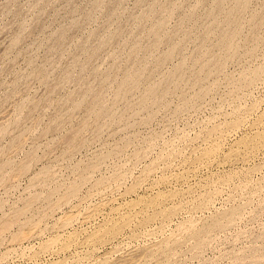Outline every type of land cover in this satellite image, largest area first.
Segmentation results:
<instances>
[{
	"label": "rangeland",
	"instance_id": "374dc122",
	"mask_svg": "<svg viewBox=\"0 0 264 264\" xmlns=\"http://www.w3.org/2000/svg\"><path fill=\"white\" fill-rule=\"evenodd\" d=\"M96 1L0 0V264H264V0Z\"/></svg>",
	"mask_w": 264,
	"mask_h": 264
},
{
	"label": "bare ground",
	"instance_id": "6f19581e",
	"mask_svg": "<svg viewBox=\"0 0 264 264\" xmlns=\"http://www.w3.org/2000/svg\"><path fill=\"white\" fill-rule=\"evenodd\" d=\"M93 1H94V0H93ZM97 1H98V0H97ZM97 1H96V2H97ZM99 1H101V0H99ZM110 1H111V0H110ZM110 1H109V2H110ZM112 1H113V0H112ZM120 1H121V0H119L118 2L120 3ZM122 1H123V0H122ZM144 1H147V0H144ZM220 1H221V0H220ZM227 1H228V0H227ZM245 1H247V0H245ZM109 2H108V3H109ZM113 2H114V1H113ZM101 3H102V5H103V1H102ZM138 3H140V2H138ZM141 3H142V1H141ZM218 3H219V2H218ZM218 3H215V6H216V4H218ZM239 3H240V1H239ZM247 3H249V1H248ZM98 4H99V3H98ZM114 4H115V2H114ZM164 4H165V3H164ZM220 4H221V3H220ZM228 4H229V6L231 5L230 2H229ZM232 4H233V3H232ZM235 4H238V3L236 2ZM241 4H242V3H241ZM263 4H264V3H263ZM96 5H97V3H96ZM100 5H101V4H100ZM107 5H108V4H107ZM110 5H111V4H110ZM112 5H113V4H112ZM154 5H155V4H154ZM154 5H153V6H154ZM156 5H157V4H156ZM159 5H163V4L160 3ZM159 5H158V6H159ZM167 5H168V4H167ZM224 5H225V4H224ZM224 5H223V6H224ZM244 5H245V3H244ZM97 6H98V5H97ZM117 6H119V5H117ZM117 6H116V7H117ZM165 6H166V4H165ZM172 6H173V5H172ZM217 6H218V5H217ZM217 6H216V7H217ZM223 6H222V7H223ZM232 6H233V5H232ZM234 6L237 7L236 5H234ZM91 7H92V6H91ZM100 7H101V6H100ZM109 7H110V6H109ZM116 7H115V9H116ZM156 7H157V6H156ZM156 7H155V8H156ZM159 7H160V6H159ZM161 7H162V6H161ZM166 7H167V6H166ZM166 7H165V8H166ZM169 7H170V5H169ZM169 7H168V8H169ZM173 7H174V6H173ZM218 7H219V6H218ZM218 7H217V8H218ZM239 7H240V6H239ZM104 8H106V7H104ZM113 8H114V7H113ZM151 8L153 9L154 7H151ZM157 8H158V7H157ZM180 8H182V6H180ZM193 8H194V7H193ZM193 8H192V9H193ZM230 8H231V7H230ZM230 8H229V9H230ZM233 8H234V7H233ZM242 8H244V7H242ZM101 9H102V7H101ZM152 9H151L150 14H152ZM159 9H161V8H159ZM159 9H158V10H159ZM192 9H190V10H192ZM194 9H195V8H194ZM194 9H193V10H194ZM211 9H212V8H211ZM221 9H222V8H221ZM221 9H220V10H221ZM223 9H224V8H223ZM239 9H240V8H239ZM108 10H109V9H108ZM116 10H117V9H116ZM153 10H154V12H155V9H153ZM165 10H167V9H165ZM165 10H164V11H165ZM170 10H171V9H170ZM170 10H169V11H170ZM183 10H184V9H183ZM190 10H189V12H190ZM193 10H192V11H193ZM213 10H215V12H217V10H216L215 8H213ZM213 10H212V11H213ZM231 10H232V9H231ZM244 10H245V9H244ZM91 11H92V10H91ZM93 11H94V10H93ZM156 11H157V10H156ZM164 11H163V12H164ZM208 11H210V10H208ZM208 11H207V12H208ZM222 11H223V10H221V12H222ZM234 11H235V10H234ZM158 12H159V11H157L155 14L157 15ZM163 12H162V13H163ZM185 12H186V11H185ZM189 12H187V14H186V15H188V17H189ZM194 12H195V10H194ZM224 12H225V10H224ZM224 12H222V13H224ZM240 12H242V11H240ZM240 12H239V13H240ZM89 13H90V12H89ZM108 13H109V12H108ZM111 13H113V12H111ZM148 13H149V12H148ZM160 13H161V12H160ZM160 13H159V16L162 15V14H160ZM165 13H166V11L164 12V14H165ZM170 13H172V12H169V14H170ZM173 13H174V12H173ZM181 13L183 14V12H181ZM234 13H235V12H234ZM106 14H107V13H106ZM109 14H110V13H109ZM109 14H107V15H109ZM114 14H115V11H114ZM150 14H146V15L149 16ZM155 14H154V15H155ZM167 14H168V12H167ZM182 14H181V15H182ZM195 14H196V13H195ZM205 14H206V13H205ZM216 14H217V13H216ZM225 14H226V12H225ZM240 14H241V13H240ZM111 15H112V14H111ZM111 15H110V17H111ZM146 15L141 16V18H140L139 16H138V17H139L140 20L142 21V17L146 18V17H145ZM152 15H153V14H152ZM154 15H153V16H154ZM170 15H171V14H170ZM170 15H169V16H170ZM190 15H191V13H190ZM192 15H194V13H192ZM206 15H207V14H206ZM233 15H234V14H233ZM236 15H237V17H238V14H237V13H236ZM89 16H90V14H89ZM112 16H113V15H112ZM165 16H166V15H165ZM182 16H183V17H182L181 21L184 20V16H185V15H182ZM194 16H197V15H194ZM208 16H209V13H208ZM210 16H213V15L211 14ZM217 16H218V14H217ZM217 16H216V18H217ZM255 16H257V15H255ZM260 16L262 17V15H260ZM86 17H88V15H86ZM154 17H155V16H154ZM154 17H153V18H154ZM157 17H158V16H157ZM161 17H162V18H161ZM161 17H160V18H161V20H162V19H163V16H161ZM186 17H187V16H185V19H186ZM190 17H191V16H190ZM197 17H198V16H197ZM204 17H206V16H204ZM224 17H227V16L224 15ZM261 17H260V19H261ZM88 18H89V17H88ZM135 18H136V17H135ZM139 18H138V19H139ZM144 18H143V19H144ZM150 18H151V16H150ZM180 18H181V16H180ZM180 18H179V19H180ZM207 18H208V17H207ZM214 18H215V16H214ZM214 18H213V20H214ZM219 18H220V16H219ZM219 18H217V19H219ZM232 18H233V17H232ZM254 18H255V17H254ZM254 18H253V19H254ZM114 19H115V18H114ZM136 19H137V18H136ZM191 19H193V18H191ZM196 19H198V18H196ZM196 19H195V20H196ZM203 19H205V18H203ZM211 19H212V17H211ZM223 19H224V18H223ZM229 19H230V18H229ZM237 19H238V18H237ZM255 19H256V18H255ZM255 19H254V21H256ZM158 20L161 22L160 19H158ZM158 20H156V22H157ZM186 20L188 21V18H187ZM189 20H190V19H189ZM193 20H194V19H193ZM213 20H212V21H213ZM219 20H220V19H219ZM232 20H233V19H232ZM232 20H230V21H232ZM258 20H259V19H258ZM72 21H73V20H72ZM133 21H134V20H133ZM135 21H136V23L141 22V21L137 22L138 20H135ZM135 21H134V22H135ZM159 21L157 22L158 24L160 23ZM202 21H203V20H202ZM210 21H211V20H210ZM217 21H218V20H217ZM217 21H216V22H217ZM222 21H223V20H222ZM235 21H236V20H235ZM238 21H239V20H238ZM262 21H263V19H262ZM74 22H75V20H74ZM134 22H133V23H134ZM143 22H146V19L143 20ZM156 22H154V23L157 24ZM162 22H163V21H162ZM190 22H191V20H190ZM218 22H219V24H220V27H219L218 23H217V25H218L219 28H221V27H222V25H221V23H220L221 21H218ZM232 22H233V21H232ZM252 22H253V21H252ZM260 22H261V20H259V23H260ZM22 23H24V22H22ZM76 23H78V22H75L74 24L72 23L73 26H74ZM136 23H135V24H136ZM165 23H166V21H165ZM178 23H179V22H178ZM180 23H181V22H180ZM205 23H206V21H205ZM205 23H204V25H205ZM212 23H213V22H212ZM212 23H211V24H212ZM225 23H226V20H225L222 24H225ZM255 23H257V21H256ZM259 23H257V24H259ZM69 24H70V23H69ZM142 24L144 25V23H142ZM146 24H147V23H145V25H146ZM158 24H157L156 26H158ZM211 24H209L208 26H210ZM237 24H239V23L237 22L236 25H237ZM257 24H254V25H257ZM70 25H71V24H70ZM76 25H77V24H76ZM78 25H79V24H78ZM143 25H142V26H143ZM153 25H154V24H153ZM176 25H177V23H176ZM176 25H175V26H176ZM184 25H185V23H183V26H184ZM204 25H203V26H204ZM215 25H216V24H214V26L212 25V26H213V29H214ZM227 25H228V24H227ZM227 25H226V27H227ZM230 25H232V24H230ZM251 25H252V23H251ZM254 25H253V26H254ZM119 26H120V25H119ZM119 26H118V27H119ZM140 26H141V25H140ZM140 26H139V27H140ZM154 26H155V25H154ZM154 26H151V27L153 28ZM160 26L162 27V29H163V27H165V25H164V26L159 25L157 28H160V30H162ZM180 26H182V24H181ZM203 26H202V27H203ZM261 26H262V25H261ZM261 26H260V27H261ZM74 27H76V26H74ZM80 27H81V26H80ZM121 27H122V25H121ZM121 27H120V28H121ZM123 27H124V26H123ZM143 27H144V26H143ZM143 27H141V28H143ZM145 27H146V26H145ZM151 27H150V28H151ZM184 27H185V26H184ZM204 27H205V26H204ZM224 27H225V26H224ZM226 27H225V28H226ZM236 27H237V26H236ZM260 27H258V28H260ZM62 28H63V27H61V29H62ZM64 28H66V27H64ZM72 28H73V27H72ZM120 28H119V31H120ZM129 28H130V27H129ZM134 28H135V27H134ZM137 28H138V26H137ZM141 28H140V29H141ZM146 28H147V27H146ZM154 28H155V27H154ZM157 28H155V29L159 31V29H157ZM165 28H166V27H165ZM165 28H164V30H165ZM177 28H178V27L174 28V30L176 29V31H177ZM210 28H211V27H209V29H210ZM216 28H217V26H216ZM225 28H224V30H225ZM229 28H230V27H229ZM229 28H227V30H228ZM254 28H255V27H254ZM61 29H60V32H62V31L65 30V29H64V30H61ZM124 29H126V28H124ZM138 29H139V28H138ZM140 29H139V30H140ZM144 29H145V28H144ZM155 29H154V30H155ZM183 29H184V28H182V31H185V33H187L186 30H183ZM206 29H208V28H206ZM221 29H222V28H221ZM221 29H220V30H221ZM231 29H232V28H231ZM256 29H257V28H255L254 31H256ZM67 30H68V29H67ZM71 30H72V29H71ZM117 30H118V28H117ZM117 30H115V31H116V32H119V31H117ZM133 30H134V29H133ZM149 30H150V32H149V34H150L151 31H152V29H149ZM149 30H148V31H149ZM154 30H153V32L156 31V30H155V31H154ZM178 30H179V28H178ZM202 30H203V28H202ZM210 30H212V29H210ZM217 30H218V28L216 29V32H215V33H214V31H212V32H213V35L217 33ZM222 30H223V29H222ZM227 30H225V31H226V33H228V35H229V32H227ZM69 31H70V30H69ZM134 31H135V30H134ZM162 31H163V30H162ZM180 31H181V28H180ZM180 31H177V32L179 33ZM204 31H205V30H204ZM207 31H208V30H206V32H207ZM218 31H219V30H218ZM235 31L238 32L237 29H235ZM235 31L232 30V32H235ZM122 32H123V30H122ZM136 32H137V31H136ZM177 32H176V33H177ZM206 32H205V34H206ZM209 32H211V31H209ZM209 32H207V33H209ZM221 32H222V31H221ZM221 32H220V33H221ZM230 32H231V30H230ZM66 33H67V32H66ZM120 33H121V32H120ZM120 33H113V34H114L115 37H116V35H117V34H120ZM134 33H135V32H134ZM155 33H156V32H155ZM155 33H152V34L155 35ZM159 33H160V32H159ZM159 33L157 32V34L155 35V39H157L156 36H157ZM163 33H164V32H163ZM163 33H160V35H162ZM181 33H182V32H181ZM181 33H180V34H181ZM224 33H225V32H224ZM226 33H225V34H226ZM252 33L254 34V32H252ZM256 33H257V32H256ZM256 33H255V34H256ZM61 34H62V36H63V33H61ZM64 34H65V33H64ZM110 34H111V33H110ZM121 34H122V33H121ZM121 34H120V35H121ZM137 34H138V33H137ZM183 34H184V32H183ZM199 34H200V33H199ZM211 34H212V33H211ZM217 34H218V33H217ZM217 34H216V35H217ZM237 34H238V33H236V36H237ZM56 35L60 36V34H58V33H57ZM56 35H55V36H56ZM65 35H66V34H65ZM68 35H69V34H68ZM68 35H66V36H68ZM120 35H119V38H120ZM160 35H158L159 40L157 39V41H160V39H161V42H162L163 38H161ZM172 35H173V39H174V35H175V34L173 33ZM178 35H179V34H178ZM202 35H203V34H202ZM202 35H201V36H202ZM207 35H208V34H207ZM209 35H210V34H209ZM209 35H208V36H209ZM220 35H221V34H220ZM222 35H223V34H222ZM228 35H227V36H228ZM230 35H232V33H231ZM121 36H122V35H121ZM135 36H136V33H135ZM135 36H134V37L132 36V40L135 39L134 42H136V41L138 40V39H137L138 36H137L136 38H135ZM149 36H150V35H149ZM176 36H177V35H175V37H176ZM179 36H180V35H179ZM181 36H183V35H181ZM184 36H185V35H184ZM203 36H204V35H203ZM208 36L205 35V37H207V38H208ZM233 36L235 37V33H234ZM254 36H255V35H254ZM64 37H65V36H64ZM64 37H63V40H64ZM109 37H110V35H109ZM150 37H151V36H150ZM167 37H168V38L170 37L169 34H168ZM177 37H178V36H177ZM177 37H176V38H177ZM199 37H200V36H198L197 38H199ZM217 37H219V40H220V36L217 35L215 38H217ZM221 37H222V36H221ZM230 37H231V36H229V38H230ZM15 38H16V37H15ZM117 38H118V36H117ZM133 38H134V39H133ZM153 38H154V37H152L151 39L153 40ZM168 38H167V39H168ZM176 38H175V39H176ZM183 38L186 39V38H189V37L185 36V37H183ZM227 38H228V37H227ZM229 38H228V39H229ZM17 39H18V38H17ZM17 39H16V40H17ZM59 39H60V37H59ZM59 39H58V41H59ZM107 39H108V38H107ZM107 39L105 38V40H107ZM110 39H111V38H110ZM110 39H109V40H110ZM130 39H131V38H130ZM155 39H154V40H155ZM173 39H172V40H173ZM204 39L206 40V38H204ZM204 39H203V40H204ZM231 39H233V40H231ZM231 39H230L231 41H235V42H234L235 44H234L233 42H231V41L229 40V41L231 42V45H230L229 47L232 48V47H235V45H236V40H234V38H231ZM56 40H57V39H56ZM109 40H108L107 42H109ZM114 40H115V39H114ZM152 40H150L151 43L157 42L156 40H155L154 42H152ZM172 40H171V42H172ZM176 40H177V39H176ZM181 40H182V39H181ZM181 40H180V41H181ZM198 40H200V39H198ZM201 40H202V39H201ZM201 40H200V41H201ZM205 40H204V41H205ZM207 40H208V39H207ZM51 41H52V40H51ZM61 41H62V40H61ZM101 41L103 42L104 40H101ZM110 41H111V40H110ZM168 41L170 42V39H169ZM168 41L166 42L167 45L169 44ZM174 41H175V40H174ZM174 41H173V43H175ZM182 41H183V40H182ZM216 41H218V40H216ZM224 41H228V40L225 38ZM63 42H65V41H63ZM102 42H100L101 45H103ZM105 42H106V41H105ZM105 42H103V43H105ZM128 42H130V40H128ZM134 42H131V43H134ZM198 42H199V41H198ZM205 42H206V41H205ZM218 42L221 43L220 41H218ZM54 43H55V42H54ZM56 43H57V42H56ZM56 43H55V44H56ZM131 43H129V45H131ZM183 43H184V41H183ZM200 43H201V42H200ZM202 43H203V42H202ZM202 43H201V44H202ZM215 43H216V42H215ZM219 43H217V44H219ZM232 43H233V44H232ZM59 44H60V42H59ZM59 44H58V45H59ZM61 44H62V43H61ZM139 44H141V42H140ZM155 44L158 45L159 43L157 42V43H155ZM164 44H165V43H164ZM180 44H181V42L179 43V45H178V43H177L178 48L180 47ZM132 45H133V44H132ZM134 45H137V44H134ZM147 45H148L147 47H146V46H143V47H144V48H145V47H146V48H149V49H147V51H148V50L151 49V46H149V44H147ZM151 45H153V44H151ZM174 45H175V44H173V47H176V45H175V46H174ZM203 45H204V44H203ZM206 45H207V44H206ZM206 45H204V48L207 47ZM223 45H224V48L227 49V51H228V52H227L228 55H227V54H226V55H227V56H230V52H229V51H230L231 48H230V49H229V48H226V47H225V43H224ZM226 45H227V44H226ZM228 45H229V44H228ZM138 46H139V45H138ZM141 46H142V45H141ZM141 46H140V47H141ZM168 46H169V48H170V45H168ZM196 46L198 47V45H196ZM205 46H206V47H205ZM216 46H218V45H216ZM54 47H55V46H54ZM82 47H85V44H84V46H82ZM100 47H101V46H100ZM131 47H132V46H131ZM140 47H138V48L140 49ZM143 47L141 48V50L143 49ZM154 47H155V45H154ZM154 47H153V48H154ZM218 47H219V46H218ZM222 47H223V46H222ZM134 48L136 49L137 47H134ZM138 48H137V49H138ZM153 48H152V49H153ZM200 48H201V47H200ZM237 48H238V47H237ZM76 49H77V48H76ZM131 49H132V48H131ZM152 49H151L150 51H152ZM174 49H175V48H174ZM174 49L172 48V50H174ZM176 49H177V48H176ZM201 49H202V48H201ZM222 49H223V48H222ZM225 49H224V50H225ZM228 49H229V50H228ZM232 49L235 50L234 48H232ZM232 49H231V52L233 51ZM82 50H83V49H82ZM82 50H81V51H82ZM84 50H85V49H84ZM84 50H83V51H84ZM141 50H140V51H141ZM172 50H169L170 53H172ZM199 50H200V49H199ZM209 50H210V49H209ZM133 51H135V50H133ZM145 51H146V50H145ZM145 51H143V52H145ZM150 51H149V52H150ZM207 51H208V50H207ZM77 52H78V51H77ZM135 52H136V51H135ZM138 52H139V50H138ZM138 52H136V53H138ZM174 52H175V50H174ZM196 52H197V50H196ZM210 52H211V51H210ZM222 52H223V51H222ZM233 52H234V51H233ZM233 52H232V53H233ZM78 53H80V52H78ZM132 53H134V52H131V50H130V54H132ZM146 53H147V52H146ZM167 53H168V52H167ZM167 53H166V54H167ZM170 53H168V54H169V55H167L168 57L164 56V57H166L165 59L170 58ZM175 53H176V52H175ZM200 53H201V55H202L204 52L202 53V51H200ZM223 53H224V52H223ZM128 54H129V53H127V55H128ZM134 54H135V53H134ZM134 54H133V56L135 57L136 55H134ZM138 54H140V52H139ZM166 54H165V55H166ZM172 54H174V53H172ZM234 54H235V52H234L232 55L234 56ZM145 55H146V54H145ZM203 55H204V54H203ZM203 55H202V56H203ZM224 55H225V53H224ZM232 55H231V56H232ZM129 56H130V55H129ZM129 56H127V57H129ZM202 56H201V57H202ZM205 56H207V54H206ZM205 56H204V57H205ZM212 56H213V55H212ZM215 56H216V55H214L213 57H215ZM221 56H222V55L220 54V57H221ZM131 57H132V55H131ZM134 57H133V60H132L133 63H134V59H135ZM225 57H226V56H225ZM225 57H224V58H225ZM196 58H197V57H196ZM211 58H212V57H211ZM211 58H209V61H210ZM217 58H218V55H217ZM126 59H127V58H126ZM130 59H132V58H130ZM136 59H137V57H136ZM202 60H204V59L202 58ZM205 60H206V59H205ZM211 60H213V59H211ZM214 60H215V58H214ZM218 60L220 61V58H219ZM218 60L216 59V61H218ZM222 60H223V58H222ZM184 61H185V60H184ZM209 61H208V62H209ZM216 61H215V64H216ZM224 61H225V60H224ZM213 62H214V61H213ZM221 62H222V61H220V64H221ZM75 63H77V62L75 61ZM128 63H130V62H128ZM182 63H184V64H181V65H179V66L185 65V62H182ZM211 63H212V62H209V63H207V64L211 65ZM218 63H219V62H218ZM218 63H217V64H218ZM222 63H223V62H222ZM220 64H219V65H220ZM75 65H76V64H74V66H75ZM209 65H207V66L209 67ZM212 65H214V63H212ZM212 65H211V66H212ZM177 66H178V65H177ZM204 66H205V65H204ZM204 66H203V67H204ZM207 66L204 67V70H203L201 67H200V68L205 72ZM211 66H210V67H211ZM68 67L71 68L70 66H68ZM72 67H73V66H72ZM182 67H184V66H182ZM186 67H187V66H186ZM186 67H185V68H186ZM213 67H215V66H213ZM213 67H212V68H213ZM69 68H67V70H68ZM85 68H86V66H85ZM85 68H84V69H85ZM136 68H137V67H136ZM141 68H142V66L140 65V68H138L139 71H141V70H140ZM175 68H176V67H175ZM212 68H211V69H212ZM82 69H83V68H82ZM138 69H137V70H132V71L138 72ZM144 69H145V68H144ZM178 69L181 70V67H179ZM211 69L208 68V70H211ZM71 70H72V68H71ZM71 70H70V71H71ZM175 70H176V69H175ZM175 70H174V71H175ZM182 70H183V69H182ZM184 70H185V69H184ZM212 70H213V69H212ZM65 71H66V70H65ZM65 71H64V72H65ZM111 71H112V70H111ZM130 71H131V70H128V73H129ZM143 71H145V70H143ZM203 71H202V74H203ZM66 72H67V71H66ZM68 72H69V71H68ZM115 72H116V70H115ZM141 72H142V71H141ZM177 72H178V71H176V73H177ZM197 72H199V71H196V74L199 76L200 73H197ZM110 73H113V72H108V74H109L108 77H110V75H111ZM126 73H127V71L124 73V75H125ZM132 73H134V72H132ZM143 73L145 74V72H143ZM173 73L175 74V72H173ZM179 73H180V72H179ZM64 74H66V73H64ZM68 74H69V75H68V77H69L70 74H71V72H69ZM113 74H114V73H113ZM134 74L137 75L138 73H134ZM134 74L131 75V73H130V75L132 76V78H133L134 76H136V75H134ZM144 74H141V75L144 76ZM150 74H151V73H150ZM153 74H154V73H153ZM171 74H172V72H171ZM174 74H172V75H173V76H175V75L179 76L178 73L175 74V75H174ZM181 74H182V72L180 73V76H181ZM205 74H206V72H205ZM205 74H203V75H205ZM42 75H43V74H42ZM114 75H115V74H114ZM169 75H170V74H169ZM72 76H73V75H71V77H72ZM105 76H106V75H105ZM112 76H113V75H112ZM138 76H140V75H137L136 78H137ZM143 76H142V77H143ZM147 76H148V75H147ZM170 76H171V75H170ZM173 76H171V77L168 76V78H170V79H171V78H172V79H173V78H174V79H175V78H180V77H176V76L173 77ZM114 77H116V76H114ZM114 77H112V78L115 79ZM126 77H127V80H128L129 74H128V76L125 75V78H126ZM145 77H146V76H145ZM181 77H182V76H181ZM201 77H202V76H201ZM61 78H63V77H61ZM61 78H60V80L62 81L63 79H61ZM105 78H106V77H105ZM105 78H104V79H105ZM112 78H111V81H112ZM123 78H124V77H123ZM132 78L130 77L129 79H132ZM147 78H148V77H147ZM147 78H146V79H147ZM168 78H167V79H168ZM70 79H71V78H70ZM72 79H73V78H72ZM138 79H139V78H138ZM138 79H137V82H135L134 80H132V81H134L135 83H138ZM170 79H169V80H170ZM172 79H171L170 81H172ZM64 80H67V79H64ZM106 80H107V79H105L104 81L106 82ZM124 80H125V79H124ZM124 80H121V82L124 81ZM139 80H141V79H139ZM142 80H143V79H142ZM57 81H58V80H57ZM68 81H70V80L68 79ZM128 81H130V80H128ZM128 81H127V82H128ZM177 81H179V80H177ZM63 82H64V81H63ZM65 82H66V81H65ZM109 82H110V81H109ZM121 82H120V84L122 85L123 82H122V83H121ZM127 82H126V80L124 81V83H126V84H125L126 86L123 85L124 87H127ZM140 82H141V81H140ZM140 82H139V83H140ZM174 82H175V81H174ZM106 83H108V82H106ZM128 83H130V82H128ZM135 83H133V84L131 83V85L134 86V85H136ZM139 83H138V84H139ZM166 83H168V82H166ZM138 84H137V86H138ZM169 84H171V83H169ZM172 84H173V83H172ZM175 84H177V83H175ZM175 84H174V85H175ZM103 85H105V84H103ZM121 85H120L119 88L122 87ZM131 85L129 84V85H128V88H131V87H132ZM152 85H153V84H152ZM167 85H168V84H167ZM129 86H131V87H129ZM154 86L157 87V84H155ZM159 86H160V85H159V83H158V87H159ZM86 87H89V86H86ZM102 87H104V86H102ZM134 87H135V86H134ZM148 87H149V86H148ZM151 87H152V86H151ZM162 87H163V85L161 86L160 89H162ZM164 87H165V86H164ZM164 87H163V88H164ZM168 87H169V86H168ZM122 88H123V87H122ZM153 88H155V87H152L151 90H153ZM88 89H89V88L84 89V90H88ZM131 89H132V88H131ZM165 89H167V88H165ZM96 90H97V89H96ZM96 90H95V91H96ZM118 90H119V89H118ZM118 90H117L116 93H118ZM122 90H124V89H122ZM122 90H121V91H122ZM125 90H127V89H125ZM125 90H124V91H125ZM149 90H150V88H149L148 91H147V92L149 93V95H150V94H154V92H151V93H150ZM167 90H168V89H167ZM124 91H123V92H124ZM128 91H129V90H128ZM157 91H160L159 88L157 89ZM157 91H156V92H157ZM165 91H166V90H165ZM165 91L162 90L160 93L163 94L162 92H165ZM81 92H82V91H81ZM87 92H88V91H87ZM119 92H120V91H119ZM147 92H146V95L148 94ZM167 92H168V91H167ZM167 92H166V93H167ZM85 93H86V92H85ZM93 93H94V92H93ZM96 93H97V92H96ZM98 93H102V92H98ZM98 93H97L96 96H99ZM166 93H164L163 95H165ZM119 94H120V93H119ZM146 95H145V96H146ZM149 95H147V96H149ZM157 95H158V92H157ZM163 95H162V96H163ZM117 96H118V95H117ZM153 96H154V95H153ZM150 97H151V96H150ZM155 98H156V96H155ZM144 99H145V97H144ZM147 99H148V97H147ZM149 99H150V98H149ZM149 99H148V100H149ZM151 99H152V97H151ZM151 99H150V100H151ZM156 99H157V98H156ZM143 105H145V104L143 103ZM34 106H35V105H34ZM102 106H103V105H102ZM94 108H95V107H94ZM94 108H92V110H93ZM102 108H103L104 111H109V110H107V109H104V108H107L106 106H104V107H100V109H102ZM103 110H101V111H103ZM70 136H71V135H70ZM67 139H68V138H67ZM68 141H69V140H68ZM207 229H209V228H207ZM207 229H206V231H207ZM209 230H210V229H209ZM209 230H208V231H209ZM240 260H241V259H240ZM256 260H258V259H256ZM252 261H253V260H252ZM260 261H261V260H260ZM249 262H251L250 259H249ZM256 263H257V262H256ZM253 264H254V263H253Z\"/></svg>",
	"mask_w": 264,
	"mask_h": 264
}]
</instances>
